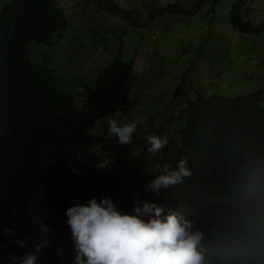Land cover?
I'll return each instance as SVG.
<instances>
[{
  "label": "trees",
  "instance_id": "obj_1",
  "mask_svg": "<svg viewBox=\"0 0 264 264\" xmlns=\"http://www.w3.org/2000/svg\"><path fill=\"white\" fill-rule=\"evenodd\" d=\"M103 6L124 14L113 0ZM5 8L0 68L17 63L25 84L21 100L0 111V264H12V244L21 247L15 241L24 239L29 246L21 248L30 250L49 242L37 264H73L69 240L53 231L41 236L35 216L49 222L40 210H32L38 197L35 176L47 169L37 166L53 155L64 161L67 153L89 173L83 181L89 199L111 196L118 210L129 214L133 201L141 206L144 201L158 203L166 213L185 208L202 233L205 264H264V87L237 95L200 94L176 119L179 127L174 119L157 127L154 133L167 136L169 143L156 157L146 151L147 143L139 155H132L131 145L122 146L116 137L93 129L124 109L137 79L133 63L124 61L121 51L97 72L92 88L85 84L87 93L78 99L77 91L64 90L53 72L32 58V43L50 45L69 24L58 0H10ZM10 19L26 28L19 31L13 22L6 24ZM231 21L241 32L261 30L241 20L237 4ZM50 112L55 122L38 128ZM96 144L101 145L99 155L90 152ZM182 158L191 172L183 183L162 188L159 195L147 190L149 180L163 174L155 171L156 163L175 168ZM104 160L108 167L98 169ZM8 228L14 237L2 235Z\"/></svg>",
  "mask_w": 264,
  "mask_h": 264
},
{
  "label": "rangeland",
  "instance_id": "obj_2",
  "mask_svg": "<svg viewBox=\"0 0 264 264\" xmlns=\"http://www.w3.org/2000/svg\"><path fill=\"white\" fill-rule=\"evenodd\" d=\"M9 1L0 0V11ZM105 1L58 0L69 24L50 45L33 43L34 59L80 99L85 84L92 88L97 72L122 51L137 80L116 119L122 126L145 117L133 134V153L161 124L174 119L179 127L184 106L200 94L237 95L264 87V0H113L126 15L106 8ZM235 4L241 20L260 32L233 27ZM108 127L99 121L93 132L111 137Z\"/></svg>",
  "mask_w": 264,
  "mask_h": 264
},
{
  "label": "clouds",
  "instance_id": "obj_3",
  "mask_svg": "<svg viewBox=\"0 0 264 264\" xmlns=\"http://www.w3.org/2000/svg\"><path fill=\"white\" fill-rule=\"evenodd\" d=\"M5 6L6 4L0 11V22L1 17L5 15L3 13L6 12ZM11 22L19 31L26 28L25 24L22 28L21 23L11 19L6 24ZM34 53L32 48L33 59ZM18 68L17 63L3 65L0 68V111L22 98L25 79L16 72ZM64 90L76 92L69 86H64ZM55 119L57 117L50 112L40 122L38 128L53 124ZM105 122L109 126V133L118 139L120 145L126 146L133 143V134L137 131V126L145 122V117H138L121 126L116 118L109 115ZM146 143L149 145L146 151L152 157H156L169 141L167 136L161 137L149 132ZM100 150L101 145L96 144L90 152L99 155ZM67 154L64 161L53 155L42 160L41 166H37L38 169L45 166L47 169L41 173L38 171L35 176L38 197L32 210L35 213L40 210L49 222L48 225L38 215L35 216L34 222L39 224L38 231L41 236L46 237L53 231L69 240L74 256L73 264H205L202 233L187 218L185 208L178 206L175 212L166 213L165 208L158 203L144 201L141 206V202L133 201L134 208L129 214L118 210L111 196H105L100 200L95 197L89 199V194L83 191V181L89 178V173L87 169L78 167L74 157ZM131 154L139 155L140 152L131 151ZM159 159L163 160V157ZM108 163V160L102 161L98 169L107 168ZM154 167L155 171L162 170L163 174L149 180L147 190L154 191L157 195L162 188L183 183L184 178L191 175L186 158L179 160L175 168L167 162L163 164L158 162ZM75 179L76 187L73 188ZM29 207L31 208V205ZM260 220L264 222V215H261ZM2 235L14 237L15 232L8 228ZM15 242L21 247L29 246L28 239ZM48 243L47 240L36 243L34 250L12 244V264H37L38 254L48 247Z\"/></svg>",
  "mask_w": 264,
  "mask_h": 264
}]
</instances>
